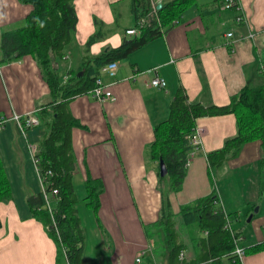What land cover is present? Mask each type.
Returning a JSON list of instances; mask_svg holds the SVG:
<instances>
[{
  "label": "crops",
  "instance_id": "0c3cea01",
  "mask_svg": "<svg viewBox=\"0 0 264 264\" xmlns=\"http://www.w3.org/2000/svg\"><path fill=\"white\" fill-rule=\"evenodd\" d=\"M120 3L129 21L125 25L114 9ZM129 4V0L74 1L76 42L66 49L62 76L65 68L81 70L83 57L107 52L125 37H134L126 35L135 26ZM242 6L247 24H237V11L221 10L217 0H196L161 37L118 62L115 77L101 71L105 83L112 84L116 100L101 104L85 94L69 101L71 115L84 126L72 131V175L88 242L83 264H133L144 250L142 264H167L161 251L155 252L158 237H150L154 232L150 224L159 219L162 200L159 164L149 159L147 149L155 125L168 117L178 87L190 102L211 106L228 104L245 86L264 84V0H242ZM31 9L19 0H0V114L7 117L37 115L49 99V89L32 56L2 61V34L24 27ZM95 20L103 23V36L86 52L85 44L97 30ZM230 32L233 37L228 39ZM153 68L167 81L165 90L149 86ZM197 126L204 129L203 150L194 156L182 189L171 198L177 241L185 246L180 258L199 260L204 255L200 242L207 237L198 224H185L179 214L181 206L215 193L233 229L241 232L244 264H264V249L256 248L264 244L261 142L245 144L237 158L214 172L207 154L236 135V118L232 114L203 117ZM43 133L40 124L22 134L14 121L0 129V159L13 193L12 201L0 203V264H56L57 245L33 218L28 204V197L43 189L29 151L30 144L39 145ZM88 178L104 184L96 214L98 226L85 201Z\"/></svg>",
  "mask_w": 264,
  "mask_h": 264
},
{
  "label": "trees",
  "instance_id": "16d2710c",
  "mask_svg": "<svg viewBox=\"0 0 264 264\" xmlns=\"http://www.w3.org/2000/svg\"><path fill=\"white\" fill-rule=\"evenodd\" d=\"M19 1L31 5L32 9L26 16L24 27L2 34V61L32 56L49 89L48 101L37 112L44 133L39 140L35 165L44 190L30 195L28 204L33 218L44 225L57 245L56 264H83L87 237L77 207L79 200L72 175L75 169L72 131L84 126L71 115L68 103L91 91L106 64L129 58L163 33L157 20L150 15V0H129V11L135 25L142 18H148L149 24L138 35L125 37L118 47L96 56L83 57L81 70L65 68V76H62L59 68L63 65L66 49L73 47L76 42L78 17L75 0ZM195 2L163 0L158 7L160 23L165 29L170 28ZM95 23L97 30L87 40L86 52L103 36V23L98 20ZM66 76L65 81L63 78ZM230 114L236 118V135L228 138L222 148L207 154L210 168L215 172L237 158L247 143L260 141L264 155V84L258 87L245 86L231 97L228 104L211 106L190 102L184 89L178 87L170 101L168 117L154 127L153 140L147 149L148 157L158 164L163 160L167 174L164 177L159 174L162 204L159 219L150 224L154 229L150 237H158L155 252L159 249L167 259V264H239L232 254L235 248L233 238L225 227L227 214L215 193L183 205L179 210L186 225L196 223L200 230L207 232V237L200 242L204 255L194 262L182 260L180 257L185 246L177 241L171 199L182 189L187 174L186 164L193 148L189 137L196 128L197 120ZM85 188L86 204L98 226L96 214L101 208L104 184L100 179L88 178ZM54 190H57L56 194ZM46 196L50 199L51 210ZM12 198L10 182L0 159V203L12 201ZM237 234L241 232L237 231ZM256 248L264 249V244Z\"/></svg>",
  "mask_w": 264,
  "mask_h": 264
},
{
  "label": "built area",
  "instance_id": "2783aa9c",
  "mask_svg": "<svg viewBox=\"0 0 264 264\" xmlns=\"http://www.w3.org/2000/svg\"><path fill=\"white\" fill-rule=\"evenodd\" d=\"M163 0H150L151 3V12L150 15L157 20L159 23V26L161 27V31L164 34L165 28L162 26V24L159 21L158 18V5L162 3ZM219 7L221 10L224 11H237V16L235 17V22L237 24H247V18L243 15V6H242V0H217ZM149 24L148 18H142L138 21V23L128 30H126V35L128 36H136L140 33V30ZM254 34L251 33L249 37H253ZM226 37L228 39H231L233 37V33H227ZM172 62V60H171ZM118 70V62L117 61H111L108 64H106L101 71L109 75L110 77H115ZM261 70L264 72V64L261 66ZM152 72H154V77L150 79L149 86L152 88H158L165 90L167 88V81L161 77L158 74V68H153ZM67 77H64L66 79ZM112 84L105 83L103 78L99 76L97 80L95 81L94 87L91 89V91L88 93L92 98H94L99 103H105L106 101L113 102L115 100V96L113 92L110 90ZM9 121H14L15 124L18 127V130L22 134H26V132L31 129L38 127L41 124L40 119L35 113H27L25 115H18L14 114L11 117H7L5 115L0 114V129L3 128ZM203 134L204 129L200 126L196 125V128L193 132V134L189 137L191 140V144L193 146L192 150L189 152L188 161L186 166L189 167L192 163V160L194 156L199 152L203 150ZM29 151L33 157L34 162L36 163V153L38 152V146L37 144H30L29 145ZM38 172V171H37ZM39 174V173H38ZM40 177V175H39ZM42 186L43 182L40 177ZM44 190V187L42 191ZM57 193V190H54V194ZM47 204L49 209L51 210V202L50 199L46 196ZM225 227L230 231L231 236L233 238V242L235 244V248L232 252L234 257L238 260L239 264H244V257L246 254L245 247L243 246V237L241 234H237V231L233 229L232 227V221L230 220L229 216L226 215V225ZM149 251H151V247L148 248ZM146 250L141 251L136 256L133 264H142L143 258L145 256ZM184 254L181 253V258H183Z\"/></svg>",
  "mask_w": 264,
  "mask_h": 264
},
{
  "label": "rangeland",
  "instance_id": "374dc122",
  "mask_svg": "<svg viewBox=\"0 0 264 264\" xmlns=\"http://www.w3.org/2000/svg\"><path fill=\"white\" fill-rule=\"evenodd\" d=\"M115 8V11L116 10H118L119 11V13H121V17H120V22H121V25H125V24H127L129 21H127V13H126V16H123L124 15V13H123V8H122V3H120V4H116L115 6H114ZM192 8V10H194L195 9V6H193V7H191ZM191 12V11H190ZM120 31H122V29L120 30ZM123 32V31H122ZM63 69H64V66H60V68H59V71H60V74L62 75V71H63ZM115 100H116V98H115ZM38 147H39V145H37ZM148 151V150H147ZM38 171V170H37ZM10 202V201H9ZM237 231V230H236ZM87 245H88V242H87ZM85 250H87V246H86V249Z\"/></svg>",
  "mask_w": 264,
  "mask_h": 264
},
{
  "label": "water",
  "instance_id": "95a60500",
  "mask_svg": "<svg viewBox=\"0 0 264 264\" xmlns=\"http://www.w3.org/2000/svg\"><path fill=\"white\" fill-rule=\"evenodd\" d=\"M160 4L158 5V7ZM82 72L79 73L81 75ZM159 174L161 177H164L167 174V168L163 160H160L159 162ZM252 218V216L249 218V220Z\"/></svg>",
  "mask_w": 264,
  "mask_h": 264
}]
</instances>
